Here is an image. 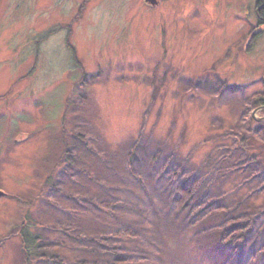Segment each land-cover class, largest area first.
I'll return each instance as SVG.
<instances>
[{
  "label": "rangeland",
  "instance_id": "1",
  "mask_svg": "<svg viewBox=\"0 0 264 264\" xmlns=\"http://www.w3.org/2000/svg\"><path fill=\"white\" fill-rule=\"evenodd\" d=\"M256 3L0 0V264H264Z\"/></svg>",
  "mask_w": 264,
  "mask_h": 264
},
{
  "label": "trees",
  "instance_id": "2",
  "mask_svg": "<svg viewBox=\"0 0 264 264\" xmlns=\"http://www.w3.org/2000/svg\"><path fill=\"white\" fill-rule=\"evenodd\" d=\"M256 14H257V18H258L259 24L260 25H264V0H259V2L257 3ZM255 103H256V106H258V107L259 106L260 107H264V97H260V98L256 99ZM247 162H248V160H247ZM237 170L240 171L239 169H237ZM262 189H263V187L260 189L261 192H262ZM177 190H178L179 194L181 195V198L179 200V204H180L181 207H183L192 198V196L194 195V193L196 192L197 189H196V186H194V187H191L189 189L178 188ZM97 206L103 211H108V206L105 203H102L101 205L98 204ZM236 222H238V221L236 220ZM251 224L252 223L249 222L246 225H248L247 227H249V226H251ZM240 228H241V224H236V225H234V230H233L235 235L238 233L236 236H239V238H242L244 234H247V233L252 231V228H248V230H246L244 228H242V229H240ZM246 231H248V232H246ZM225 233L229 236L228 231L223 232L222 236ZM130 236L131 235H130L129 231H119V232H116L114 234L108 235L105 238H108V239L109 238H111V239H117L118 238V239H120L122 237L123 238H128ZM232 236H234V235H232ZM21 237H22L21 238V240H22L21 242H22V249L23 250L25 249L24 245L26 246V249H28L29 247L32 248L33 246L38 245V242L41 243V241H39L40 240L39 237L33 236L31 234H29V235L25 234V231L21 232ZM235 237L233 239H235ZM107 240H105V243H107ZM103 242H104V240H103ZM108 246H109V244H108ZM109 248H110V246H109ZM262 248L263 249L261 251L264 250V246H262ZM37 255L41 257V255H39V254H37ZM37 255H36V257H37ZM55 263L64 264L62 261L55 262ZM126 263H127V260L124 261L123 259L116 258L115 260H113L109 264H126ZM74 264H78V263H74Z\"/></svg>",
  "mask_w": 264,
  "mask_h": 264
},
{
  "label": "water",
  "instance_id": "3",
  "mask_svg": "<svg viewBox=\"0 0 264 264\" xmlns=\"http://www.w3.org/2000/svg\"><path fill=\"white\" fill-rule=\"evenodd\" d=\"M148 3H150L151 5H153V4H155L156 3V0H146ZM264 109V107H260V108H258V109H256L255 111H254V113L255 112H257V111H261V110H263ZM254 113L252 114L253 116H254ZM264 119V118H263ZM2 195V192L0 191V196Z\"/></svg>",
  "mask_w": 264,
  "mask_h": 264
},
{
  "label": "flooded vegetation",
  "instance_id": "4",
  "mask_svg": "<svg viewBox=\"0 0 264 264\" xmlns=\"http://www.w3.org/2000/svg\"><path fill=\"white\" fill-rule=\"evenodd\" d=\"M259 2V0H257V3ZM257 3H256V7H257ZM159 4V0H156V3L155 4H153V5H151V6H157ZM263 83H264V81H263ZM260 107V106H259ZM258 108V107H257Z\"/></svg>",
  "mask_w": 264,
  "mask_h": 264
}]
</instances>
